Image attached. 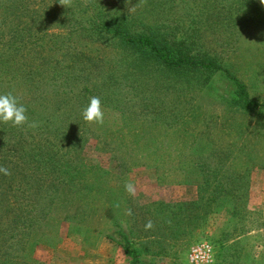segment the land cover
<instances>
[{
  "label": "rangeland",
  "instance_id": "obj_1",
  "mask_svg": "<svg viewBox=\"0 0 264 264\" xmlns=\"http://www.w3.org/2000/svg\"><path fill=\"white\" fill-rule=\"evenodd\" d=\"M194 7L198 10V6ZM201 23L203 48L224 59L227 67L247 84L253 98L262 101L264 16L239 24L229 40L223 30L210 22L201 19ZM81 54H88L86 61L78 57ZM123 54L128 53L116 46L95 43L76 32L51 52L26 55L31 61L46 58L59 67L75 59L83 69L82 75L102 79L104 73L115 68L119 75L128 71V67L110 60ZM95 62L98 66H94ZM10 86L14 87L7 84L3 88ZM232 88L217 73L203 85L195 81L188 85L173 81L160 85L151 78L146 90L140 93L129 86L114 88L109 93L105 89L95 90L92 96L102 101V125L83 120V110L76 108L79 99L62 102V109L70 114L61 119L67 120L71 115L75 123L88 125H75V136H83L75 153V170L66 174L50 171L48 177L61 173L62 179L43 178L40 183L43 192L38 193L43 202L55 199L52 209L47 211L56 217L54 223H58V228L44 230L55 237L52 239L51 235L52 243L33 250L35 264H131L123 248L109 238L116 220H123L143 236L140 241L147 247L140 248H148L147 257L154 264H188L190 248L201 241H209L215 247L212 264H264V109L246 111L233 106L226 98ZM14 89L24 102L33 100L24 87ZM160 107L169 112L182 109L186 114L176 121L171 118L174 124L168 127L169 118L152 122ZM37 109L40 112L43 106ZM124 117L137 124L134 133L141 138L154 135L157 144L143 147L137 154L125 152L112 140L120 134ZM151 123L155 129L150 127ZM147 152L151 158L143 156ZM217 171L225 178L233 176L227 182L241 192L245 205L242 217L233 212L237 206L233 197H226L222 206L216 203L205 219L187 216V207L198 203L202 180L210 184L209 196ZM210 174L211 177L203 178ZM128 180L136 186L135 197L125 191ZM36 187L30 188L33 196H37ZM50 188H57L58 194L48 192ZM168 205L185 209L174 213L165 209ZM149 220L154 222V228L146 231ZM177 222L179 227H173ZM174 229L177 231L172 233ZM155 234L159 237H153Z\"/></svg>",
  "mask_w": 264,
  "mask_h": 264
},
{
  "label": "trees",
  "instance_id": "obj_2",
  "mask_svg": "<svg viewBox=\"0 0 264 264\" xmlns=\"http://www.w3.org/2000/svg\"><path fill=\"white\" fill-rule=\"evenodd\" d=\"M259 16H264V6L259 0H88L87 6L83 0H73L71 8L60 5L59 0H0V82L3 86L14 85L0 86V94H15L14 88L24 87L33 100L21 102L28 109L29 121L36 123L33 128L0 122V165L11 171L10 176L0 173V264H35L33 250L52 243L51 235L52 239L55 237L44 233L45 229L58 228V223H54L56 217L47 211L52 209L55 199L43 202L38 193L43 192L40 183L43 178L62 179L61 173L48 177L51 173L75 170V153L83 139L81 135L75 136V125L82 128L88 125L75 123L71 115L67 120L61 119L70 114L62 109V102L79 99L80 108H76L81 111L95 90L105 89L109 93L114 88L129 86L140 93L146 90L151 78L160 85L168 81L177 85L195 81L203 85L220 73L233 86L226 96L233 106L246 111L264 109V99L253 98L247 84L227 67L225 60L203 48L202 43L201 19L223 30L229 40L235 27ZM76 32L95 43L116 46L128 53L110 59L128 67V71L119 75L116 68L108 73L102 70V79H92L81 74L83 69L75 59L59 67L46 58L31 61L26 55L51 52ZM78 57L84 62L88 54ZM94 66H98L97 62ZM66 95L69 98L65 99ZM40 105L43 109L38 112ZM185 114L182 109L169 112L160 107L155 110L152 122H165L169 118L170 127ZM131 120L124 117L120 134L112 138L117 145L128 154H137L143 147L157 144L154 135L141 138L134 133L137 124ZM150 127L155 129L153 123ZM143 156L152 157L148 152ZM219 172L214 173L216 184L209 190V196L210 184L202 180L198 203L187 207V216L205 219L216 203L222 206L226 197H233L237 205L233 212L242 217L245 207L241 192L227 182L233 176L225 178ZM70 182L74 183L72 176ZM36 185L37 196H33L30 188ZM57 191V188L48 190L53 195ZM165 209L176 213L185 207L168 205ZM114 223L109 238L123 248L131 264H154L147 257L148 248L144 251L140 248V245L147 247L140 241L143 236L123 220ZM173 227L178 228L179 222Z\"/></svg>",
  "mask_w": 264,
  "mask_h": 264
},
{
  "label": "clouds",
  "instance_id": "obj_3",
  "mask_svg": "<svg viewBox=\"0 0 264 264\" xmlns=\"http://www.w3.org/2000/svg\"><path fill=\"white\" fill-rule=\"evenodd\" d=\"M59 3L62 6L71 8L73 0H59ZM83 3L87 6L88 0H83ZM259 3L261 6H264V0H259ZM27 111L28 109L26 105L21 102V98L13 92L0 94V122L5 124L11 123L13 127H23L24 125H27L28 127L34 128L36 127V123L34 121H29ZM82 118L89 124L102 125L104 123V111L100 97H90L88 105L82 111ZM0 173H3L5 176L11 175L10 169L2 165H0ZM124 188L130 196H136V186L131 180L125 182ZM128 214L131 215V210H129ZM153 228L154 222L151 220L147 221L145 224V230L148 231Z\"/></svg>",
  "mask_w": 264,
  "mask_h": 264
},
{
  "label": "built area",
  "instance_id": "obj_4",
  "mask_svg": "<svg viewBox=\"0 0 264 264\" xmlns=\"http://www.w3.org/2000/svg\"><path fill=\"white\" fill-rule=\"evenodd\" d=\"M215 247L209 241L194 244L188 252V264H212Z\"/></svg>",
  "mask_w": 264,
  "mask_h": 264
}]
</instances>
